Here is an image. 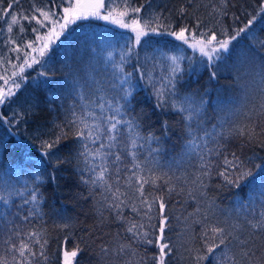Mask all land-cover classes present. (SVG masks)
Returning <instances> with one entry per match:
<instances>
[{
	"label": "snow or ice",
	"instance_id": "obj_1",
	"mask_svg": "<svg viewBox=\"0 0 264 264\" xmlns=\"http://www.w3.org/2000/svg\"><path fill=\"white\" fill-rule=\"evenodd\" d=\"M229 3L230 0H207L204 6L210 7L208 14L216 24L202 27L204 21L196 17L192 24L176 26L171 22V13L150 11L142 16L144 4L131 6L128 0L109 7L104 0H59V3L50 0V5L45 7L33 4L29 12L20 6V0H8L6 7L4 0H0V21L6 25V28L0 27V43L9 53L8 57H0V64L12 68L9 76L2 77L7 87L0 89V106L18 102L19 109H23L13 111L11 116L0 112V122L9 127L25 123L26 114L30 116L38 108L35 101L12 99L21 88V82L28 79L23 75L25 69L34 65L46 68L51 46L61 36L71 34L68 31L71 25L95 18L132 33L125 37V49L119 63H113L114 70L110 74L97 79L94 67L83 75L69 68L65 95L71 97V102L66 108L63 103L61 105L64 120L56 125L58 133L53 139L40 140L43 157H48L47 163H53L58 169L67 161L59 157L53 161L52 150L58 148L62 140L74 138L69 152L75 158L80 184L88 189V196L84 198H93L101 222L107 219L104 216L107 212L124 229L126 239L121 240V233L117 232L116 245L111 249L112 256L130 257L124 264H133L131 258H135V264H148L149 259L152 264H171L174 249L178 258L187 264H207L210 259L212 264H264V243H255L257 234H264V173L254 175L235 152L224 155L223 143L229 137L237 136L247 142H259V137L264 136V123L259 132L257 123H248L254 116L264 117V57L259 60L255 54L246 57L255 67L250 81L240 85L239 100H217L216 122L210 126V117L205 115L208 101L204 96L182 94L178 87L184 78L185 60L189 69L197 64L198 69L209 70L210 80L215 79L221 70L218 62L225 59L233 41L241 35L251 38L250 42L255 41L250 28L257 19L255 15L231 35L220 28L218 37L216 26L228 15ZM194 4L195 0H189L190 6ZM58 8L62 10L58 11ZM177 14L181 18L192 16L185 6H181ZM25 22L36 26L31 28L34 39L22 45L12 33L15 29L22 35L26 31ZM165 35L175 41L169 51H165L167 41L164 48L158 47V42L157 46L152 45L155 37ZM146 46H153V53H146L141 59L137 49ZM259 47L264 51V40L259 41ZM187 49L193 56L184 55ZM11 53L16 54L18 63L12 62ZM131 58L137 63L132 66L133 71H126L125 65ZM4 70L7 71V67ZM50 72L51 68H48L39 71L37 76L47 77ZM134 81H143L144 85L150 86L156 109L162 113L171 110L183 122L186 139L181 152L170 160H162L161 137L154 132L145 134L142 131L144 113H135L132 103L136 91ZM39 83L47 84L48 81ZM254 91L259 94L256 103L251 100ZM171 127L168 121L162 122L165 136ZM218 160H222V165L217 164ZM44 167L42 158L30 177L27 173L22 177L21 170L15 168L3 169L0 175V202H3L0 209V264H49L47 230L35 225L27 231L21 227L33 221L43 222L41 183L44 177L41 171ZM255 167L259 169L260 165ZM48 175L54 179V173ZM213 176L221 179V184L216 185L218 188L240 189L242 184H247L252 195L242 199L237 192L231 206L221 207L208 195ZM173 194L183 196L185 204L190 200L196 205L194 211L184 217V228L177 242L165 236L166 230L170 232L172 228L166 200ZM17 198L19 203H16ZM125 210H130L127 215ZM62 219L65 222L57 227L70 229L72 224L68 218ZM196 224L200 225L199 233L193 228ZM67 239L66 236L64 243ZM150 246L157 249V254L151 257L146 254ZM140 248L145 249L144 254L140 253ZM61 250L62 264H74L77 255L83 251L79 244L71 251L61 245ZM99 255L102 260L110 255L107 244L100 246Z\"/></svg>",
	"mask_w": 264,
	"mask_h": 264
},
{
	"label": "trees",
	"instance_id": "obj_2",
	"mask_svg": "<svg viewBox=\"0 0 264 264\" xmlns=\"http://www.w3.org/2000/svg\"><path fill=\"white\" fill-rule=\"evenodd\" d=\"M104 2L106 7H109L118 5L121 0H104ZM128 2L131 6L144 4L142 16L150 11L163 12L165 15L171 13V22L176 26H181L184 23L192 24L193 17L204 21L202 27H212L216 24L215 19L208 14L210 7L204 6L207 0H195V4L191 6L189 0H148V3H145V0H128ZM7 4L8 0H4V7ZM33 4L45 7L50 5V0H20V6L26 12L31 10ZM181 6L188 7L192 16L181 18L177 14V10ZM261 8H264V0H230L227 9L228 15L222 18L221 25L216 26L218 37L220 36V28L225 29L231 35L235 29L243 27L255 15L257 19L250 26L255 35V41L250 42L251 38L244 35L233 41L230 52L225 54V59L222 62H218L221 65V70L215 79H209L207 68L198 69V65L193 64L189 69L187 60L183 64L185 72L184 78L178 86L179 91L182 94H192L197 98L204 96V99L208 101L205 115L210 117L209 126L216 122L214 109L217 100L221 99L226 102L230 99L239 100L240 85L250 81L255 67L248 62L246 57L251 54H255L257 60L264 57V51H261L259 47V41L264 40V12H261ZM35 26V23L29 25L25 22L26 31L21 35L14 29L12 36L17 40V43L23 45L34 39L31 28ZM0 27L6 28L3 21H0ZM68 31L71 33L70 35L61 36L60 40L51 46L46 57L48 61L46 68L42 69L40 65H34L32 68L25 69L23 75L28 79L21 82V88L16 90V96L12 99L14 101H35L38 103V108L34 114L30 116L26 114L25 123L12 124L9 127L0 122V175L3 174V169L15 168L21 170L22 177L25 176V173L30 177L35 173L36 166L41 162V159L43 158L45 161V167L41 171V175L44 177L41 183V191L44 197L41 210L45 214L43 222L33 221L32 224H22L21 227L27 231L35 225L47 230L49 237L48 254L51 257L49 264H62L61 245L71 251L77 244L83 251L77 255L74 264H124V261L130 258L129 256L111 255V249L116 245L117 232L121 233V240L126 239L124 229L107 212L104 213L107 219L101 222L96 214L93 198H84L88 196V189L80 184L79 176L75 171V158L69 152V147L75 143L74 138L62 140L58 148L52 150L54 155L51 159L53 161L56 157L67 161L61 164L58 169L54 167L53 163H47L48 157H43L40 140L53 139L58 133L56 125L61 124L64 120V111L61 105L63 103L64 108H66L71 102V97L65 95L69 80V68L75 69L83 75L87 70L94 67L97 79L110 74L114 70L112 68L113 63H119L121 53L125 49V37L132 35V33L107 21L95 18H89L85 22H77L76 25H71ZM7 35L8 33L5 31L4 36ZM165 41L168 42V48H165V51L171 50V45L175 43L171 36H157L153 39L152 45L157 46L158 42V47L164 48ZM153 46L137 49L141 59L146 53L148 55L153 53ZM109 52L112 53L111 56L108 55ZM184 55L188 57L186 52ZM8 56L7 47L0 43V57ZM15 56V53L10 54L12 62L18 63ZM136 63V59L131 58L129 63L125 65V70L133 71L132 66ZM6 67L7 71L4 70ZM48 68H51V72L47 77L37 76L39 71H47ZM11 71V65L0 64V82H3L2 77L9 76ZM17 80L19 82L18 77ZM44 80H47L48 83H39V81ZM134 83H136V91L132 103L135 113H144L141 121L144 125L142 131L145 134L154 132L161 137L164 146L162 160H170L181 152L183 141L186 139L183 122L173 111L167 110L162 113L154 107L155 101L150 95V86L144 85L143 81H134ZM254 87H258V85ZM258 99L259 94L254 91L251 98L252 103H256ZM18 109V102L0 106V112L5 116H11L13 111ZM19 110L22 111L23 109ZM244 110L247 111V108ZM237 119L243 120V117ZM165 120L172 126L167 136L164 135L162 128V122ZM248 123H257V131L259 132L261 123H264V117L254 116ZM223 143H225L226 149L224 155L235 152L241 159L245 160L247 167L251 169L254 175L264 173V147H261V143H264V136L259 137V142H247L243 137L237 136L229 137ZM229 158L231 157L229 156ZM217 164L222 165V160H218ZM255 165H260V168L257 169ZM50 172L54 173V179L48 175ZM218 184H221V179L213 176L208 188V195L214 197L221 207L231 206L232 198L237 192L239 198L242 199H248L252 195L247 184H242L240 189L218 188L216 187ZM98 196L99 190L97 191ZM184 200L183 196L176 194L166 200L169 223L172 228L170 232L166 230L165 236H170L173 242H177L178 237L182 235L184 217H187L196 207L194 202L189 200L185 204ZM16 203H19L18 198ZM2 208L3 202H0V209ZM129 211L125 210V214L127 215ZM24 214L26 215L27 212ZM62 217L68 218L72 224L70 229L65 230L57 227L58 224L65 222ZM193 228L196 233H199L200 225H193ZM66 236L68 239L64 243ZM255 243L257 245L264 243V234H257ZM102 244H107L110 249V255L103 260L99 255ZM139 251L141 254L145 253L143 248H140ZM173 252L174 258H172L171 264H187L185 260L178 258L176 249ZM146 254L151 257L157 254V249L150 246L146 249ZM256 254L259 255L258 249ZM131 259L135 264V258ZM148 264H152L150 259ZM207 264H212L211 259Z\"/></svg>",
	"mask_w": 264,
	"mask_h": 264
},
{
	"label": "rangeland",
	"instance_id": "obj_3",
	"mask_svg": "<svg viewBox=\"0 0 264 264\" xmlns=\"http://www.w3.org/2000/svg\"><path fill=\"white\" fill-rule=\"evenodd\" d=\"M62 10L61 8L58 9V11ZM186 55L189 57V56H193V53L190 49H187L186 51ZM195 58V57H194ZM6 85L4 84V82H0V89H5L6 90ZM70 251V250H68Z\"/></svg>",
	"mask_w": 264,
	"mask_h": 264
}]
</instances>
